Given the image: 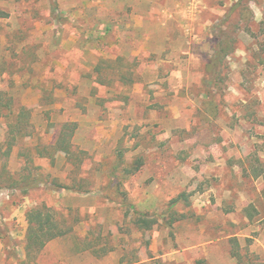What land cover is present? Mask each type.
Returning <instances> with one entry per match:
<instances>
[{
  "label": "rangeland",
  "instance_id": "374dc122",
  "mask_svg": "<svg viewBox=\"0 0 264 264\" xmlns=\"http://www.w3.org/2000/svg\"><path fill=\"white\" fill-rule=\"evenodd\" d=\"M0 11V92L29 111L13 131L0 117V264H264V0ZM66 123L72 146L54 150ZM120 161L140 165L121 189ZM37 208L67 232L42 251Z\"/></svg>",
  "mask_w": 264,
  "mask_h": 264
},
{
  "label": "trees",
  "instance_id": "16d2710c",
  "mask_svg": "<svg viewBox=\"0 0 264 264\" xmlns=\"http://www.w3.org/2000/svg\"><path fill=\"white\" fill-rule=\"evenodd\" d=\"M0 16H5V13L0 11ZM13 104L14 101L11 99V97L8 98L3 92H0V117H3L5 119H13V121L15 120L14 122L11 121L8 126V128L12 129V131L13 129H17L18 126H20L23 123L24 118H27L29 116V111H27L25 108H22L19 114L15 115ZM21 127H23V125ZM77 128H78L77 123L63 124L60 127V131L58 133L56 143L51 148L59 151L70 149ZM80 154H84V153L81 152ZM80 158L81 157H79L76 154V152H72L69 157V159H71L72 161H74V159L80 160ZM120 164L123 165L124 163L120 161ZM114 171L115 173H110L109 176L113 177L115 182L116 180L118 181V187L119 189H121L123 188V184L125 183V177L127 175H132V176L137 175L140 171V165H138V167L136 166L124 167L123 165L122 170L120 165L119 167L115 168ZM38 185L39 184H37V181L36 182L33 181V183L28 184L27 189L37 188ZM61 188L67 189V187H60V189ZM80 193L88 194L89 191H80ZM28 222H29V237H28L29 249H36L37 251H42L43 249L46 248L48 243L56 239L65 237L67 235V232L58 230V226L55 224L53 215L51 214V210L49 209H45V208L33 209L32 211L29 212ZM136 224L144 229L150 230L153 227V225L156 224V221L149 219L148 214H142L138 218ZM87 250L89 249L87 248H84L83 250L77 249V253H81ZM233 258L237 259L240 264H243L242 261H240L239 255L233 254Z\"/></svg>",
  "mask_w": 264,
  "mask_h": 264
},
{
  "label": "crops",
  "instance_id": "0c3cea01",
  "mask_svg": "<svg viewBox=\"0 0 264 264\" xmlns=\"http://www.w3.org/2000/svg\"><path fill=\"white\" fill-rule=\"evenodd\" d=\"M111 260H112V261H115L116 264H118L120 259H119L118 256H113ZM57 263L59 264V262H57ZM95 264H97V261H95ZM106 264H109V263H106Z\"/></svg>",
  "mask_w": 264,
  "mask_h": 264
}]
</instances>
